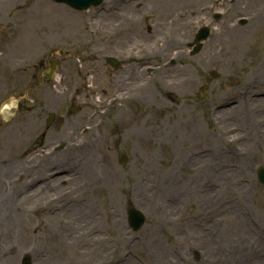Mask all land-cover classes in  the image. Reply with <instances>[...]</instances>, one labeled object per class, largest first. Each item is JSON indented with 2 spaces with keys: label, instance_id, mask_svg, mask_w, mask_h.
Masks as SVG:
<instances>
[{
  "label": "rangeland",
  "instance_id": "obj_1",
  "mask_svg": "<svg viewBox=\"0 0 264 264\" xmlns=\"http://www.w3.org/2000/svg\"><path fill=\"white\" fill-rule=\"evenodd\" d=\"M39 1L0 0V107L29 91L0 116V214H10L0 264H21L26 255L34 264H115L116 258L119 264H264V185L255 172L264 165V103H254L264 96V0H107L108 6L132 4L133 14L128 18L124 7L122 14L102 19L99 9L77 15ZM142 9L150 15L145 23L138 20ZM214 11L224 15L218 23L211 20ZM87 21H94L93 30ZM204 25L212 32L194 55ZM233 26L241 37L235 44L227 33ZM102 38L129 61L134 55L133 62L146 54L161 61L157 53L166 47L175 52L171 44H179L184 51L164 53V62L166 69L178 68L172 76L196 70L185 80L191 90L177 88L182 79L165 82L155 71L135 80L152 95L126 90L120 111L106 107L111 75ZM53 50L68 54L55 56L64 72L55 87L38 79ZM210 51L220 60L206 66ZM85 56L90 62L82 67L78 60ZM166 69L161 74L169 75ZM128 77L116 79L119 87ZM86 78H92L89 85ZM237 92L232 105L242 106L227 117L216 107ZM125 94L137 99L128 102ZM105 108L110 112L101 117ZM198 123L203 134L196 136ZM95 130L100 137L88 142ZM54 151L61 153L59 161ZM202 155L214 163L205 171L199 168ZM48 172H67L70 179L35 198L33 191L28 203L16 197L6 206L5 193L25 194L33 177ZM170 175L178 179L168 180ZM69 192L86 200L78 209L36 221L32 210L51 196L70 198ZM130 204L146 215L137 232L129 227ZM89 206L92 216L81 222L76 211Z\"/></svg>",
  "mask_w": 264,
  "mask_h": 264
},
{
  "label": "bare ground",
  "instance_id": "obj_2",
  "mask_svg": "<svg viewBox=\"0 0 264 264\" xmlns=\"http://www.w3.org/2000/svg\"><path fill=\"white\" fill-rule=\"evenodd\" d=\"M36 4H46V3L45 2H42V1H39ZM227 33L232 36V42L235 44V40L239 36V32H237V28L235 26H233V27H231V28L228 29V32ZM238 38L241 39L240 36ZM173 44H175V43H172L171 44L172 45V49L174 47ZM183 51H184V47H182V46H180V48L177 51H175V52H171V50H169L168 47H166V49L164 50V52L167 53V54H169L170 56H174V55L176 56V55L182 53ZM219 60L220 59H218V55L215 54V52L210 51V52H207L206 56L203 58V63H204V65L206 64V66H210L211 64H217ZM189 76L191 78L193 76V74L192 73H189V75H187V76H185V75H183V76H174L173 78L176 77L178 79H182V81L180 83H178L177 88L178 87L179 88L184 87L183 90L190 91L191 88H192V86H191L190 83H188V82L185 81L187 79H190V78H187ZM173 78H171V79H173ZM163 82H164V80H163ZM165 82H168V81L165 80ZM170 84H172V83L170 82ZM134 87H135L136 90L142 91L145 88V85H141V84H137L136 83V84H134ZM254 103L257 104L260 107L262 105V103H264V96H260V97L256 98L254 100ZM239 105H240V107L242 106L241 104H239ZM223 106H225L227 108L223 109L221 112H223L227 117L231 116L235 111H238L240 109V107H236V106L231 107V104H230V101L229 100H227L226 102H223ZM229 107H231V108H229ZM194 134L196 136H199V135H202L203 134V133H201L200 123H198V125L195 127ZM53 153H54L53 158H55V161H59L60 160V157L59 156L61 155V153H59L57 151H54ZM180 155H181V153H178V156H180ZM201 159L202 160L199 163V168H201L202 171H205L209 166H213V164H214L212 157H208V158L204 159V156L202 155L201 156ZM195 174L196 175H198V174L200 175V172H197ZM66 179L69 180L70 177L64 176V175L58 176V179L56 180V182L51 187H55L56 186L55 184L57 182L67 181ZM173 179H178V178L175 175L168 176V180H173ZM73 181L74 180H72V182ZM47 186H49V185H47ZM43 190H45V187L36 189V192H34V198L35 197H38L39 194ZM188 191L189 190H187V193H188ZM24 197H25L26 203H28L30 201V198H32L31 197V194H28L27 196H24ZM212 198H213V194H211L209 197H207V199L210 201V204H209L210 207L213 206V203H211ZM10 202L12 203V205H14V202H12V200ZM11 203H10V205H11ZM74 207H76V209H78L77 206H74ZM93 209H94L93 206L79 208V210L76 211V215H78V217L80 218V221L81 222H85L86 220H88V218L90 216H92L90 210L93 211ZM94 216H95V214H94ZM94 219H98V218H93L92 220H94ZM80 228H81V226H80ZM246 230L248 232V229H246ZM98 241H101V239H98ZM11 247H13V246L11 245ZM58 256L61 257L63 255L58 254Z\"/></svg>",
  "mask_w": 264,
  "mask_h": 264
},
{
  "label": "water",
  "instance_id": "obj_3",
  "mask_svg": "<svg viewBox=\"0 0 264 264\" xmlns=\"http://www.w3.org/2000/svg\"><path fill=\"white\" fill-rule=\"evenodd\" d=\"M262 173H264L263 170H261ZM24 264H29V261L27 260Z\"/></svg>",
  "mask_w": 264,
  "mask_h": 264
}]
</instances>
